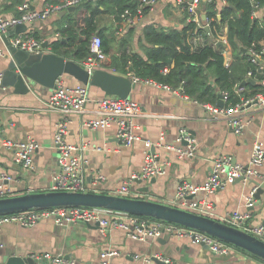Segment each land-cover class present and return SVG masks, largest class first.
Instances as JSON below:
<instances>
[{"label":"crops","instance_id":"crops-1","mask_svg":"<svg viewBox=\"0 0 264 264\" xmlns=\"http://www.w3.org/2000/svg\"><path fill=\"white\" fill-rule=\"evenodd\" d=\"M28 1L32 7L40 8L52 0ZM11 3L12 0H0V11L6 16L16 14L22 2ZM205 10L203 2L200 5L201 16L205 14ZM261 11L256 10L257 16H260ZM95 17L98 29L114 38L111 41L112 51H116L117 38L113 33L120 30H124V33L129 27L117 21L110 11H101ZM59 18V14H52L35 20L26 24L24 31L44 39L49 47V42L56 38L59 31ZM186 20V12L182 10L178 0H159L133 25L130 46L139 52L138 38L146 24L154 23L164 29L181 28ZM221 31L227 35L226 25L221 27ZM9 32H16L15 28ZM228 46L230 47L229 42ZM140 52L143 54L142 50ZM233 59L229 48V62ZM110 61L108 59L104 63L106 69H109ZM23 63L11 49L7 56H0L4 86L0 87V171H6L13 177L7 182L11 193L49 190L52 174L59 168L58 148L53 141L56 123L64 121L66 141L76 144L81 140L86 142L83 154L86 158L87 181L94 182L90 185L96 191L113 193L125 178L139 170L144 156L143 140L137 139L125 145L117 137L114 123L105 128L84 124L86 120L99 116L95 109L96 99L106 93L98 86L89 85V99L85 110L81 112L64 114L49 108L46 101L52 88L22 75L18 66ZM130 72L132 74L131 70ZM59 77L67 85L79 83L75 77L66 73ZM129 97L140 104V113L134 116L136 131L143 139H150L154 143L150 149L156 153L158 161H167L164 174L134 182L133 197L168 204L179 181L186 179L198 184L207 178L215 156L228 154L233 161L247 163L253 140L260 138L264 141V109L256 106L247 109L248 122L243 131L237 134L225 119L213 118L203 103L166 88L136 81ZM180 127H186L196 138L197 148L193 157H179L164 145L156 143L161 132L164 134V142H175ZM27 137H34L39 142V147L33 153L31 168L16 162L13 150L4 144L5 139L20 140ZM259 171L264 174V164ZM100 174L104 177L100 178ZM259 178L252 176L245 180L238 177L222 189L208 195L204 191H198L193 197L210 201L213 214L209 216L220 219V215L233 210H245L244 195ZM263 220L264 183L260 185L255 204L248 209L244 221L253 225ZM94 224L95 221H77L58 225L49 218L41 219L31 226L3 223L0 227V257L10 253L33 255L50 251L74 259L75 264H99L100 252L114 249L117 254L112 258L113 264H141L140 259L134 257L137 253L152 256L160 254L169 257L172 264H204L209 261L218 264H264L261 257L233 244H230L226 253H214L207 244L193 242L188 236L163 233L157 237L135 240L128 237L121 228L113 227L102 231L100 226L94 227ZM153 259V264H162L160 260Z\"/></svg>","mask_w":264,"mask_h":264},{"label":"built area","instance_id":"built-area-1","mask_svg":"<svg viewBox=\"0 0 264 264\" xmlns=\"http://www.w3.org/2000/svg\"><path fill=\"white\" fill-rule=\"evenodd\" d=\"M81 0H53L45 3L42 7H32L28 0L23 1L18 6V11L14 15L6 16L0 11V56L10 54L11 47L23 49L34 54H42L50 51L48 46H44V39L36 37L27 31L12 32L9 31L17 24H29L35 20L43 19L52 14H58L59 11L65 10L70 5H76ZM98 1V0H92ZM159 0H139L137 13H132L128 8L124 9L121 14V22L127 27L136 25L143 16L142 9L145 6L152 7ZM211 0H178L183 11L186 12V19L194 21L197 26H207L210 34V21L200 14V5L203 2ZM222 7L226 4V0H218ZM259 8L254 4L253 16L258 17L256 10ZM219 16V14H218ZM124 30L116 32L120 35ZM60 36L58 31L55 35ZM213 43L222 44V54L224 56V64L229 65V48L228 38L222 31H218L214 36ZM192 44L203 41V36L193 35L190 39ZM249 59L256 66V74L253 75L248 71L247 78H251L257 85L255 92H249L245 84L237 83L234 86L235 93L240 95V100L231 103L229 95L225 92L221 94L222 104L203 103L213 118L225 119L226 123L237 134L241 133L248 122L246 111L251 106L264 109V44L258 49L252 45L248 48ZM110 59L108 54L104 52L101 46V40L98 35H94L91 39L90 54L79 63L85 67L89 73L96 68H105L104 63ZM109 70H115L108 66ZM106 69V68H105ZM168 67L163 68L166 72ZM130 75L134 82L144 81L149 84L160 86L178 93L184 97L190 98L183 92L182 82L177 87L163 84L153 79H142L131 72ZM246 78V79H247ZM0 87L3 86V72L0 70ZM89 84L82 82L74 85H67L56 79L55 86L49 95L46 103L49 108L68 114L70 112H81L85 110V104L89 99ZM96 111L99 116L90 118L84 122L89 127L105 128L111 124L116 125V135L125 144L129 145L137 139L143 140L144 156L139 170L131 173L123 180L119 187L113 192L117 195L132 196L134 191L132 185L138 179H148L156 175L165 173V162L157 159L156 153L151 151L150 147L154 144L150 139H143L136 131L137 124L134 116L140 113V104L127 97H119L116 95H107L96 99ZM202 103V102H201ZM56 132L54 133V143L58 148V169L52 174V182L49 190H68V191H94L86 179L85 163L86 158L83 149L86 142L81 140L79 144L66 141L65 121L56 123ZM164 134L161 132L156 141L162 144L170 151H173L179 157H193L196 153L197 141L195 136L190 134L186 127H180L176 135L175 142H164ZM4 144L13 150L15 161L26 168L33 165V153L39 147V142L34 137H27L20 140L5 139ZM264 164V141L255 138L251 145L250 157L247 163L236 162L228 154H219L214 157L207 178L198 184L189 180H181L178 182L175 193L170 199V205L196 212L203 215H211L212 204L205 199H196L193 196L198 191H204L206 195L222 189L226 184L233 182L236 178L241 177L247 180L252 176L260 177L255 181L244 195L243 206L245 210H233L224 215H220L221 221L231 226L237 227L252 234L253 236L264 241V220L257 224H246L244 219L248 214V209L253 207L256 201V193L262 183H264V174H260L259 168ZM104 176L100 174V178ZM13 177L6 171H0V197L12 195L11 190L7 186V182ZM94 183V182H93ZM92 183V184H93ZM96 184V183H95ZM52 219L56 224L63 225L69 222H92L98 221L102 231L110 228H121L126 235L135 240H144L162 235L163 233L188 236L193 242L205 243L214 253H226L229 251L230 243L225 242L206 232L199 231L190 227H186L174 222L156 219L149 216L132 214L126 211L115 210L98 206H47L39 208H28L8 213L0 214V227L3 223L13 222L23 226H31L41 219ZM117 254L114 249H104L100 252L99 264H113L112 258ZM32 257L42 260L45 264H75V260L67 258L63 254L53 253L50 251L41 254H33ZM134 257L139 258L141 264H153L154 259L160 260L162 264H172L169 257L163 255L135 254ZM36 264H40L36 262ZM204 264H218L215 261H209Z\"/></svg>","mask_w":264,"mask_h":264},{"label":"trees","instance_id":"trees-1","mask_svg":"<svg viewBox=\"0 0 264 264\" xmlns=\"http://www.w3.org/2000/svg\"><path fill=\"white\" fill-rule=\"evenodd\" d=\"M23 1L12 0L11 5ZM226 1L222 7H219L218 0L205 2L210 34L192 20H186L181 28L169 29L149 23L144 25L138 38V52L129 43L133 26L119 37L113 33L117 48L112 51L114 38L98 29L95 16L101 11H110L121 22L124 9L137 13L139 0H81L74 10L60 16V36L52 39L49 47L52 52L79 62L90 54L91 39L98 35L102 49L110 54V66L118 73L126 74L132 68V74L142 79H153L171 87L182 82L183 92L199 102L217 103L218 94L225 92L229 101L235 103L240 100V95L235 93L234 86L247 78L248 71L256 74L248 48L254 45L258 49L264 44V0ZM254 4L262 10L258 17L252 13ZM148 8L143 7L142 13ZM223 25L227 27V38L234 56L228 66L224 64L223 45L213 43L212 39ZM193 35L203 36V41L192 44L189 39ZM11 51L18 60L24 61L23 64L31 63L38 56L14 47ZM164 67H168L166 72H163ZM245 86L249 89L245 94L257 89L253 81H246Z\"/></svg>","mask_w":264,"mask_h":264},{"label":"water","instance_id":"water-1","mask_svg":"<svg viewBox=\"0 0 264 264\" xmlns=\"http://www.w3.org/2000/svg\"><path fill=\"white\" fill-rule=\"evenodd\" d=\"M74 9L75 5H70L65 10L59 11L58 14L62 16L66 11ZM202 18H205V14L202 15ZM26 28L25 23H20L15 26V31L21 32ZM203 28L209 31L207 26ZM47 43V41H44L43 45L46 46ZM242 49L245 50L244 47ZM18 70L22 75L50 88L55 86L56 79L60 75L66 73L75 77L79 82L100 87L107 95L119 97L129 96L130 90L135 84L130 76L105 68H96L89 73L78 61L52 51L38 55L31 63L19 65ZM130 70L132 71V68ZM246 81H252V79H244L241 83L246 84ZM218 96L217 103L220 105L222 104L221 93ZM47 206H98L166 220L206 232L264 259V241L252 234L211 216L152 199L123 196L96 190H41L0 197V214ZM93 226H100L99 222L95 221ZM36 262L45 264L44 261L31 255L10 253L3 254L0 257V264H36Z\"/></svg>","mask_w":264,"mask_h":264}]
</instances>
